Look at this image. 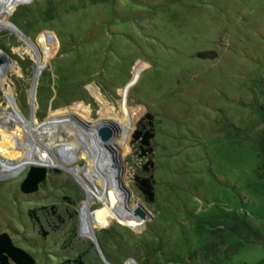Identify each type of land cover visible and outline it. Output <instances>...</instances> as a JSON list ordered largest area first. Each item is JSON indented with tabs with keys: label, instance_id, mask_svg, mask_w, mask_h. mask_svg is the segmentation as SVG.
Returning <instances> with one entry per match:
<instances>
[{
	"label": "rangeland",
	"instance_id": "obj_1",
	"mask_svg": "<svg viewBox=\"0 0 264 264\" xmlns=\"http://www.w3.org/2000/svg\"><path fill=\"white\" fill-rule=\"evenodd\" d=\"M0 61L10 111L119 120L122 180L152 213L140 230L110 217L89 238L73 174L47 167L25 194L29 165L0 171V232L35 264H264V237L217 222L238 210L264 225V0H0ZM146 112L154 202L136 184L146 159L129 135Z\"/></svg>",
	"mask_w": 264,
	"mask_h": 264
},
{
	"label": "bare ground",
	"instance_id": "obj_2",
	"mask_svg": "<svg viewBox=\"0 0 264 264\" xmlns=\"http://www.w3.org/2000/svg\"><path fill=\"white\" fill-rule=\"evenodd\" d=\"M2 72L1 68L0 83ZM77 117L67 113L31 121L21 112L0 105V171L16 173L31 162L70 170L83 187L86 198L80 212V231L84 236L96 238V229L108 225L110 217L136 230L142 229L149 215L138 214V203H133L122 188L124 171L119 174L112 160L104 155V143L85 129ZM117 121L123 128L115 144L119 149L125 128ZM80 157L85 159V164L71 165ZM96 201L101 205L94 209L92 204Z\"/></svg>",
	"mask_w": 264,
	"mask_h": 264
},
{
	"label": "trees",
	"instance_id": "obj_3",
	"mask_svg": "<svg viewBox=\"0 0 264 264\" xmlns=\"http://www.w3.org/2000/svg\"><path fill=\"white\" fill-rule=\"evenodd\" d=\"M262 108L264 109V106ZM129 135L132 141L138 144L141 157L146 159L142 163V173L137 174L135 177L136 184L142 191L145 199L148 202H154L156 197L155 182L153 175L150 173L154 166V160L150 157L153 153L152 141L155 137L154 115L151 112H146V114L141 117L136 125L130 130ZM48 172L49 169L44 165L30 166L25 178L20 184L21 191L25 194L36 192L40 186L47 181ZM31 212H34V210H31ZM230 214L231 216H217V222L220 224L231 222L235 225L234 229L231 231L237 232L236 228L238 226L243 228V230L247 232V237L251 236L250 238L260 239L264 237V234L262 233V231H264L262 226L264 227V225L257 222V218L253 219L254 217L250 218L249 216H242L238 210H233ZM228 241L231 242V245H235L233 241ZM238 241L239 243L241 242L240 240ZM239 249L240 248L231 253L226 251L224 255L231 258ZM189 258L192 260V264H218L220 262V260L216 263L211 262L205 258V255H200V258H193L191 256ZM35 263L36 260L34 256L28 250L16 244L9 232H0V264Z\"/></svg>",
	"mask_w": 264,
	"mask_h": 264
},
{
	"label": "water",
	"instance_id": "obj_4",
	"mask_svg": "<svg viewBox=\"0 0 264 264\" xmlns=\"http://www.w3.org/2000/svg\"><path fill=\"white\" fill-rule=\"evenodd\" d=\"M78 120L79 122H81V124L85 129L91 131L93 134L97 135L101 139V141L104 143L106 147L104 155L112 160L113 164L116 166L117 170L119 171V174L121 175L122 172L125 170V162L121 155V149L119 150L115 146L116 139L121 136L123 131L121 124L116 119L113 118H100L96 122H89L84 120L83 118H78ZM32 165H44L46 167H53L51 165L39 163V162H31L29 164V166ZM64 169L66 170L67 174L69 175L72 174L70 170L66 168ZM121 186L122 188L125 189L127 193H130V190L127 187V185L121 182ZM142 203L138 202L136 206V212L142 216L144 215L152 216V213Z\"/></svg>",
	"mask_w": 264,
	"mask_h": 264
},
{
	"label": "crops",
	"instance_id": "obj_5",
	"mask_svg": "<svg viewBox=\"0 0 264 264\" xmlns=\"http://www.w3.org/2000/svg\"><path fill=\"white\" fill-rule=\"evenodd\" d=\"M264 257V256H263ZM264 259V258H263Z\"/></svg>",
	"mask_w": 264,
	"mask_h": 264
}]
</instances>
